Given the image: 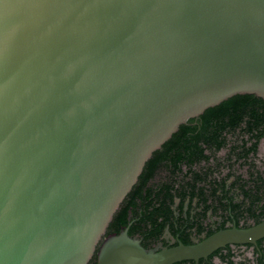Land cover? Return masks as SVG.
Returning a JSON list of instances; mask_svg holds the SVG:
<instances>
[{"label": "water", "instance_id": "95a60500", "mask_svg": "<svg viewBox=\"0 0 264 264\" xmlns=\"http://www.w3.org/2000/svg\"><path fill=\"white\" fill-rule=\"evenodd\" d=\"M264 99V0H0V264H172L107 235L153 153L236 95Z\"/></svg>", "mask_w": 264, "mask_h": 264}, {"label": "flooded vegetation", "instance_id": "af4514ba", "mask_svg": "<svg viewBox=\"0 0 264 264\" xmlns=\"http://www.w3.org/2000/svg\"><path fill=\"white\" fill-rule=\"evenodd\" d=\"M183 150L182 155L175 148L170 153L163 145L153 153L141 174L140 191L129 193L120 205L126 224L107 235L127 229L144 248L160 251L264 220V129H225ZM172 264H264V238Z\"/></svg>", "mask_w": 264, "mask_h": 264}, {"label": "trees", "instance_id": "16d2710c", "mask_svg": "<svg viewBox=\"0 0 264 264\" xmlns=\"http://www.w3.org/2000/svg\"><path fill=\"white\" fill-rule=\"evenodd\" d=\"M252 122L255 123L254 126L250 125ZM253 127L264 129V99L254 94L236 95L181 125L179 130L164 144V147H168L170 153H173L175 148V153L179 152L182 155V153L185 154L183 149L191 145L205 144L210 138L219 137L225 129ZM157 152L159 150L155 153ZM150 161L145 166H148ZM140 177L130 193L140 191ZM125 216L126 210L118 209L107 233L122 229V226L126 224ZM89 264H97L96 255Z\"/></svg>", "mask_w": 264, "mask_h": 264}]
</instances>
